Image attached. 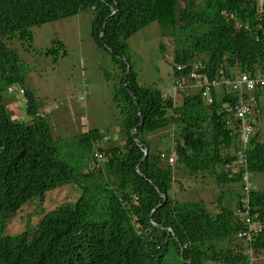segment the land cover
<instances>
[{"label": "trees", "instance_id": "16d2710c", "mask_svg": "<svg viewBox=\"0 0 264 264\" xmlns=\"http://www.w3.org/2000/svg\"><path fill=\"white\" fill-rule=\"evenodd\" d=\"M259 9L258 0H0V97L20 84L26 105V118L14 119L0 98V264H249L241 245L232 251L236 234L247 229L233 210L239 196L234 208L218 198L216 213L203 200L179 197L188 180L211 176L219 186L240 181V171L231 179L222 169L241 143L223 111L238 99L214 96L207 105L199 92L178 91L172 99L140 85L126 41L155 23L171 39L186 41L173 54L175 75H180L176 65L188 73L194 62L204 66L208 78L220 67L227 75L264 72V12ZM88 10L92 40L110 53L121 73L113 102L127 137L122 147L101 148L104 164L92 160L102 138L98 130L71 141L53 137L24 87L20 57L8 47L14 39L32 43L34 27ZM57 47L45 54L57 59L66 53L61 43ZM261 102L243 96L255 115L264 116ZM170 126L177 129L172 167L159 158L169 146L161 149L147 140ZM259 140L258 133L250 138L243 169L264 175ZM62 144L70 156L63 157ZM66 186L77 189L74 201L43 210L38 223L20 234L6 233L8 221L24 205L37 201L42 209L47 192ZM248 206L252 222L262 225L248 246L256 253L264 250V190L252 189Z\"/></svg>", "mask_w": 264, "mask_h": 264}, {"label": "rangeland", "instance_id": "374dc122", "mask_svg": "<svg viewBox=\"0 0 264 264\" xmlns=\"http://www.w3.org/2000/svg\"><path fill=\"white\" fill-rule=\"evenodd\" d=\"M91 13L92 11L88 10L74 17L34 27L31 29L32 43L23 44L14 39L8 43V47L18 53L24 71V87L35 99L39 106V115L51 128L54 138L71 141L81 132L96 129L102 137L98 147L102 149L122 147L127 136L123 130L120 110L113 102L114 88L119 83L121 75L120 68L113 63L110 53L99 49L92 40ZM57 42L63 45L66 53L64 55L60 53L55 59L53 55L45 53L51 48L58 49ZM126 43L130 63L137 73L139 84L165 91L172 79L174 51L183 49L186 41L180 37L171 39L152 23L129 38ZM161 44L164 47L162 52ZM243 74L256 77L264 72ZM20 88V84H15L0 98L12 118L22 120L26 118V105L24 95L19 92ZM244 96L248 97V94ZM256 96L264 97L261 93L255 94L254 98ZM229 97L233 98L232 102L237 99L234 95ZM220 98L221 95L218 96V99ZM261 103L264 105V102ZM263 117L261 113L255 115V133H258L259 141L264 142ZM175 130H177L175 127L170 126L148 135L147 140L151 141L154 147L162 149L175 142L173 139ZM67 147L63 144L60 147L63 157L70 156ZM247 177L244 180L251 183L255 189L264 190V175L250 174ZM240 187L242 186L239 183L221 187L208 176L203 182L186 181L185 187L179 191V197L194 202L203 200L208 211L216 213L217 204L214 202L218 198H221L222 205L235 207L238 202L235 201L236 196H241ZM173 189L170 190L172 195ZM76 195L77 193L70 187L53 192L45 198L44 211L72 202ZM39 218L40 216L36 215V204H27L10 219L6 233L25 231L27 229L24 228L25 223L32 228ZM249 257L251 264L256 255L251 253Z\"/></svg>", "mask_w": 264, "mask_h": 264}, {"label": "clouds", "instance_id": "9594fccd", "mask_svg": "<svg viewBox=\"0 0 264 264\" xmlns=\"http://www.w3.org/2000/svg\"><path fill=\"white\" fill-rule=\"evenodd\" d=\"M193 65H198L201 68L200 69V74H203L207 78L208 81H211L212 79L217 77L219 71H222L224 76L238 77L239 75L243 74V72H237V73H232L231 75H227V74L224 73L223 68L220 67L215 72L213 77L208 78L207 77L208 76L207 73L205 71H203L204 66H202V64L194 62L191 65H188V66H190L189 68L191 70L194 67ZM177 67H181L182 70L178 71ZM184 69H185V66H181V65H176L175 66V71L176 72H180V75H175L174 70H173L172 79H171V81L169 83L170 85H168L169 87L165 91H163L164 94L173 87V85H174L173 81L174 80L180 78L183 75L184 76L187 75L191 71L190 70L188 73H186V72H184ZM190 83L191 82L189 80H185L183 88H180V89L176 90V95L178 94V91H184V90L190 91L192 93L199 92L201 94L202 90L195 89V88H190L189 87ZM19 92H20L21 95H24L23 88H20ZM211 94H212L213 98H214V96H216L217 99H218L219 95H221V98L224 97V96L229 97V95H226V90H224L223 88H220V87L212 88L211 89ZM201 98H202V96H201ZM259 99L264 102V97L263 98H258V100ZM254 104H256V98H255V103ZM247 119H249V120H248V122H245V123H247V124L252 126V132L249 135L245 136L244 132L242 131V127H241L242 126V122L237 120V119H233V118L231 119V121H228V118H227L226 124L228 126L232 127V128L235 125V127L237 129L236 133L240 134V136H241V143H238V147H237L236 151L235 150L234 151H232V150L230 151V158L222 166V169H223V172L228 176V178H231V179L234 177L233 174H235V173L239 174L238 171L241 172V178L239 179L240 181L238 182L242 186V187H240L241 196H240V199L238 200L240 202V205L238 207L234 208L233 210H234V214L236 215V218L241 223L245 224L246 225L245 227H247V229L244 230V231L238 232L236 234L235 239H234L235 241H233L234 245H233L232 251L238 249L236 247V245H241L242 248H243L244 253L247 254V256H248L249 264H250V261H251V258L249 257V254H251V253L256 255V257L254 258V260L252 261L251 264H260L261 261H264V250H261V251L255 253V252L251 251V249L248 248V246L252 242L255 241L256 234L262 229V225H258L257 223H253L252 222L253 220L251 219V214H250V210H249V206H248V195H249L250 191L252 189H255V188L251 185V183L246 182L244 180L245 178H248L247 176H250V174H254V173H248L247 171H244V169H243V164L245 162L247 146L249 145L250 138H252L253 134L255 133L256 118H255V114H254L253 110H252L251 114L248 115ZM174 144H175V142H173L172 144L168 145L169 146L168 150H166V151L162 150V151L159 152V158H160L161 164L163 166H171V167L174 166L175 161H176L175 154L173 153ZM99 149H101V147H99ZM101 152L100 153L96 152L95 157L92 159L94 163L104 164L107 161V157L105 155H103V153H101ZM161 155H163V157H161ZM99 156H105L106 160L105 161H101ZM169 158H173V160H174L173 163L170 164L168 162ZM93 166H95V165L90 163V166H89L90 169H92ZM260 176H263V175L260 174ZM238 183H236V184H238ZM230 185H232V184L225 185V186H230ZM247 186H248V188H247ZM67 187H70V186H66L64 188H67ZM221 187H223V186H221ZM70 188L72 189V187H70ZM61 189L62 188H59V189L57 188V189H55L53 191L47 192L46 195H45V198H46L47 195H49V194H51L53 192H58ZM75 189L76 188L73 187V190H75ZM33 203L36 204V215L40 216L39 219H41V217L43 215L42 210H44L43 204H41L42 209H37V206L40 203L37 202V201H34ZM28 204H31V203L29 202ZM26 206H27V204H26ZM9 221H8V223H9ZM8 223H7V225H8ZM7 225H6V228H7ZM27 227H29V226H27L26 223H25L24 224V228H27ZM6 232H7V230H6ZM21 232H18V233H10V232H8V233H10L11 235H16V234H20Z\"/></svg>", "mask_w": 264, "mask_h": 264}, {"label": "built area", "instance_id": "2783aa9c", "mask_svg": "<svg viewBox=\"0 0 264 264\" xmlns=\"http://www.w3.org/2000/svg\"><path fill=\"white\" fill-rule=\"evenodd\" d=\"M260 3V13L264 12L263 4L264 0H258ZM193 69L187 75H183L180 78L173 81V87L168 90L165 95L174 99L176 97V90L183 88L185 80H189L191 83L190 88L200 89L203 101L207 105H212L213 97L211 94V89L220 87L226 90V95H234L238 100L233 104H226L223 111H225L229 117L228 121L231 119H237L242 122V131L245 136L252 132V126L245 123L248 122V115L251 114L252 109L250 106L243 103V96L248 94V101L255 103V94L264 95V74H258L256 77H251L250 74H241L238 77L224 76L222 71H219L218 76L208 81L207 78L200 74V67L198 65H193ZM178 71H181V67H177ZM233 78L235 80H231ZM232 88V89H231ZM163 157V155H161ZM101 161H105V156H99ZM173 158H169L168 162L173 163Z\"/></svg>", "mask_w": 264, "mask_h": 264}, {"label": "water", "instance_id": "95a60500", "mask_svg": "<svg viewBox=\"0 0 264 264\" xmlns=\"http://www.w3.org/2000/svg\"><path fill=\"white\" fill-rule=\"evenodd\" d=\"M103 35V34H102ZM102 37V36H101ZM102 151V149H97V153H100ZM143 152H144V157L146 156V154H147V150H145V149H143ZM137 169H139V166H138V168ZM164 199V201L163 202H165L166 201V198L164 197L163 198Z\"/></svg>", "mask_w": 264, "mask_h": 264}]
</instances>
